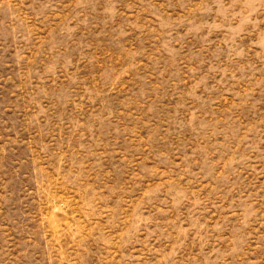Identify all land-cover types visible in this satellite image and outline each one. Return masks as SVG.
I'll return each instance as SVG.
<instances>
[{
	"label": "rangeland",
	"instance_id": "obj_1",
	"mask_svg": "<svg viewBox=\"0 0 264 264\" xmlns=\"http://www.w3.org/2000/svg\"><path fill=\"white\" fill-rule=\"evenodd\" d=\"M0 264H264V0H0Z\"/></svg>",
	"mask_w": 264,
	"mask_h": 264
}]
</instances>
